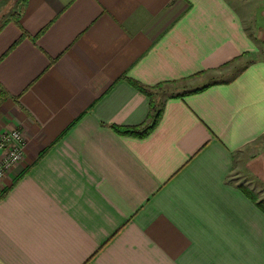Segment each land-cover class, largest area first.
Wrapping results in <instances>:
<instances>
[{
	"label": "crops",
	"instance_id": "0c3cea01",
	"mask_svg": "<svg viewBox=\"0 0 264 264\" xmlns=\"http://www.w3.org/2000/svg\"><path fill=\"white\" fill-rule=\"evenodd\" d=\"M243 23L231 0H0V133L25 138L0 264H264L241 189L264 202V60ZM151 99L147 136L113 129L147 125Z\"/></svg>",
	"mask_w": 264,
	"mask_h": 264
},
{
	"label": "rangeland",
	"instance_id": "374dc122",
	"mask_svg": "<svg viewBox=\"0 0 264 264\" xmlns=\"http://www.w3.org/2000/svg\"><path fill=\"white\" fill-rule=\"evenodd\" d=\"M231 2L233 7L241 14L247 33L255 41L257 46V53L253 55V57H250L249 60H264V0H231ZM191 84L192 82L190 81L179 83L174 86L171 91H166V93L188 90L191 88ZM231 177L235 180L239 178L236 171H233Z\"/></svg>",
	"mask_w": 264,
	"mask_h": 264
},
{
	"label": "built area",
	"instance_id": "2783aa9c",
	"mask_svg": "<svg viewBox=\"0 0 264 264\" xmlns=\"http://www.w3.org/2000/svg\"><path fill=\"white\" fill-rule=\"evenodd\" d=\"M25 138L18 128L0 133V183L23 160Z\"/></svg>",
	"mask_w": 264,
	"mask_h": 264
},
{
	"label": "trees",
	"instance_id": "16d2710c",
	"mask_svg": "<svg viewBox=\"0 0 264 264\" xmlns=\"http://www.w3.org/2000/svg\"><path fill=\"white\" fill-rule=\"evenodd\" d=\"M26 36V34L24 32H22V37ZM133 85L140 91L142 92L143 94H146L148 95L150 98H151V89L149 88H145L144 86L136 83V82H133ZM157 89H161L163 88V85H158L156 86ZM196 91H199V90H195ZM162 108L159 106H156L154 105V101H152L151 99V118H150V121L147 125L143 126L142 128H133V129H125V130H121V129H118L116 127H113V129L117 132V133H120L122 135H131V136H139V137H145L147 136L150 132H152L155 127L157 126L158 124V121L161 117V113H162ZM141 129V130H139ZM241 189L243 190V192H245V194H247L252 200H254L257 204V206L264 212V202H258L257 201V198L252 194L251 191H249L248 189H246L245 187L241 186ZM6 193L3 192V194L1 196H3L4 194Z\"/></svg>",
	"mask_w": 264,
	"mask_h": 264
}]
</instances>
